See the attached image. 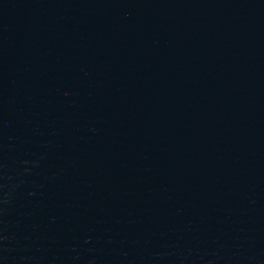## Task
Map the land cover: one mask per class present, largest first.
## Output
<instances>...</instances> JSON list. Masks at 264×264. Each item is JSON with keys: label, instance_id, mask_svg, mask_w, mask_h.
I'll return each mask as SVG.
<instances>
[{"label": "water", "instance_id": "1", "mask_svg": "<svg viewBox=\"0 0 264 264\" xmlns=\"http://www.w3.org/2000/svg\"><path fill=\"white\" fill-rule=\"evenodd\" d=\"M0 264H264V0H25Z\"/></svg>", "mask_w": 264, "mask_h": 264}]
</instances>
